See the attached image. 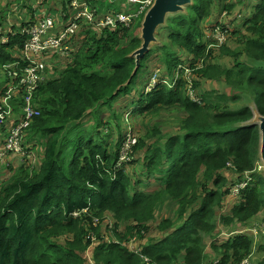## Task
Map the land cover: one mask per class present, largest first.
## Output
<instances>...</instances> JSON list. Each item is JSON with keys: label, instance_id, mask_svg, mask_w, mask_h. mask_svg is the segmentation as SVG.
Here are the masks:
<instances>
[{"label": "trees", "instance_id": "16d2710c", "mask_svg": "<svg viewBox=\"0 0 264 264\" xmlns=\"http://www.w3.org/2000/svg\"><path fill=\"white\" fill-rule=\"evenodd\" d=\"M32 1L25 13H16L9 1L0 0V37L9 40L0 41V76L3 66L20 61L27 38L22 29L51 2ZM57 1L56 7L65 0ZM86 1L121 10L114 3ZM236 5V0H194L185 13L169 17L158 31L159 44L135 75L132 55L142 45L137 30L143 17L130 28L83 33L72 63L55 68L35 95L41 115L27 128L24 146L29 153L38 143L43 146L40 165L33 170L21 165L9 180L1 176L6 167L0 169L5 181L0 183V264H264V238L255 250L254 238L240 233L264 213V177L253 173L260 159V127L253 123L252 108L229 106L249 92L264 116V0L251 3L244 16L252 14L244 21L249 34L231 29L229 41L242 50L219 46L212 38L217 25L226 28L244 19ZM224 12L229 18L220 23ZM218 52L234 67L212 62ZM205 80L226 83L231 94L214 96V90L203 89ZM7 82L0 78L2 96L20 78ZM23 93L22 88L14 93L13 116L6 127L0 124V149L8 129L23 118ZM162 109L180 117V133L164 138L160 126L144 133L136 147L140 157L119 165L127 141L124 114L133 118ZM105 110L112 112L106 121ZM90 116L96 126L87 131L82 125ZM114 125L118 139L109 142L111 135L102 136L101 127ZM139 162L145 179L134 180L127 170ZM227 172L233 174L230 183ZM151 179L154 190L148 189L151 184L141 188ZM243 182L249 184L239 202L221 219L232 235L218 240L217 210L225 207L222 199L231 187ZM163 199L177 203V220H161L157 230L164 238L148 240ZM124 223L131 225L121 236ZM131 237H138L136 250L126 246ZM206 237L214 241L216 260L206 252Z\"/></svg>", "mask_w": 264, "mask_h": 264}, {"label": "built area", "instance_id": "2783aa9c", "mask_svg": "<svg viewBox=\"0 0 264 264\" xmlns=\"http://www.w3.org/2000/svg\"><path fill=\"white\" fill-rule=\"evenodd\" d=\"M125 1L131 5H138V10L129 12L127 9H123L117 13H108L104 10L102 13V10H98L86 0H65L66 6L62 2L58 7H55L53 12L49 11V6H42L40 11L35 14L34 22L22 29V34L27 38L22 52L18 56L20 61L12 65H5L1 69L0 78L10 83L6 86H10L18 78H20V82L17 86L14 84L10 86L4 96L0 94V124L6 125L13 116L14 93L19 88L24 90L21 96L23 105L19 106L23 118L19 124L8 129L9 133L4 147L0 149V169L8 163L9 156L12 154H23L24 157H30L24 146L26 130L34 119L41 115V111L34 105L35 95L40 86L51 79L55 68H64L72 63L74 54L84 39L83 33L89 28L97 32H103L106 29L116 31L123 27L130 28L135 20L145 16L155 2V0ZM215 33L218 34L216 41L220 46V43L225 41V37L220 32L216 31ZM0 41L7 43L9 40L6 36H1ZM193 99L200 101L194 96ZM126 140L123 144V151L125 147L135 143L136 138L129 134V138L126 137ZM128 161L120 153L119 165ZM248 184L249 182L241 184L240 191L245 189ZM263 223L264 219L249 225L244 230L245 232L241 231L240 233L247 234L249 228H253V232H255V228ZM253 232L250 231L249 235L253 236ZM242 264L250 263L245 260Z\"/></svg>", "mask_w": 264, "mask_h": 264}, {"label": "rangeland", "instance_id": "374dc122", "mask_svg": "<svg viewBox=\"0 0 264 264\" xmlns=\"http://www.w3.org/2000/svg\"><path fill=\"white\" fill-rule=\"evenodd\" d=\"M5 1H9V3H11L10 7H12L13 11L16 13L19 12H24L25 13V8L28 6H31V4H33L34 1L32 0H5ZM21 1V3L19 4V2ZM51 2L48 4L49 6V11L53 12L55 11V7L54 6V1L56 0H50ZM99 2H104L106 3V5H110L113 4L116 6H119L121 10L125 9V7H123L124 5L128 8H126L129 12H135L138 10V5H131L128 4L126 2L125 4V0H98ZM16 2V3H15ZM59 2V0L57 1ZM237 2V8H236V12H240V16L239 18H241L243 16H245L246 12H249L248 7L251 5V3H257V0H236ZM20 7V8H15V7ZM22 6L23 9L21 8ZM137 6V7H136ZM95 7L98 10H102L103 11H107L108 13H114L113 10H109L106 6L104 7H99L98 5H95ZM11 9V10H12ZM235 13V12H233ZM251 13H247L246 17H249ZM252 15V14H251ZM245 17V18H246ZM219 18V17H218ZM217 18V19H218ZM229 15L224 12L222 14L221 17V21L220 23L224 22V20L228 19ZM245 18L240 20L239 23L235 26H233L231 23L226 27L223 28V26L221 25H217L216 26V31L220 32L224 35L225 37V41L221 44L220 46H224V45H229L232 48L235 47H239L240 50H242V46L237 43L234 45V41H229L230 37H231V29H235L236 27H239V29H237L238 31L240 30L242 32L243 35L245 34H249L246 30V28L244 27V21ZM143 19H140L139 21V26L142 25ZM216 19V20H217ZM220 20V18H219ZM224 30V31H223ZM137 32L141 35V28L139 30H137ZM216 36V37H215ZM218 37V34H216L215 32L212 33V38L213 40H216ZM237 37V36H236ZM158 39V38H157ZM159 41V39H158ZM160 42V41H159ZM216 59L212 62L214 63H218L221 64L223 67H234L235 63H232V59L230 57H225L222 55L221 52H218L215 54ZM150 89V88H149ZM148 89V90H149ZM203 89L206 91H211L214 90L215 94L214 96L218 95L217 93H225L230 95L231 94V88L226 86V83L223 82H217V81H210V80H205V82L203 83ZM229 106L233 109V110H237V109H241L243 107H250L253 110L254 115L256 114L257 110L255 107V104L253 102V98L252 96L249 94V92L247 94H245L240 100H238L237 102L233 103L230 102ZM112 112L105 110L102 114V119L104 121H106L108 118L111 117ZM177 114H175L173 111H169L168 109H162L160 110L158 113L156 114H151L149 113L148 115H135L136 117H129L126 116V114H124V122H123V126L127 127L124 131H123V136L124 137H128L129 138V133L128 132H132L133 136H134V132H136L137 137L135 140V143H132L131 145H128L127 148H124V151L122 150L121 155H124L126 157V160H137L141 153L137 152L136 153V147L138 145L139 142V138L143 137L144 133H150L152 132L156 127L160 128V131H162L163 137L168 138L169 136H173L176 134H179L180 132L177 130V127L179 126V122H177V120H180L179 116H176ZM7 125H5L6 127ZM96 124L95 121L93 120V118L90 116L89 118H86L84 120V125H82L84 130L87 131H92L95 128ZM153 127L151 130H148L149 128ZM101 132H102V136L103 135H111V137L109 138V142L113 141L116 142L118 139V132L117 129L115 128V125L111 128H107V127H101ZM98 132V129L93 133L96 134ZM150 140H152L150 138ZM150 140H146V144H150L151 141ZM26 141V138H25ZM39 146H35V150L31 151V153H29V158L28 157H24L23 154H12L9 156V161L8 163L4 166L6 167V171L4 173L1 174V176H3V178H5V180H9L11 179L12 175L14 174V172L19 169L21 167V165H25L27 167L30 168V170H33L34 168L37 169V167L40 165V162L43 159V152H44V148L43 146L38 143ZM27 147V145H26ZM25 147V149H26ZM2 167V168H4ZM1 168V169H2ZM10 168H13V170H10ZM2 172V171H1ZM128 174L134 179V180H139V179H145V176L142 174V167H141V163H137L136 166L134 167H130L127 170ZM255 174H258L260 176L264 177V163L262 162L261 159H259L256 162V166H255V170L254 172ZM227 175L230 177L229 178V183L232 181L233 179V174L232 172H227ZM251 177L249 176L248 179H250ZM5 182L4 180H2L0 178V183ZM228 182L225 185L229 184ZM245 183V182H243ZM241 183V184H243ZM146 184H151V186L148 188L149 190H154L155 189V181L153 179H151L150 181L145 180L142 187L143 188ZM241 184H238L236 186H232V190L230 191L229 195L226 198H223L222 200L225 201V207L223 209H218V213H217V221H218V235H217V239H222V240H227V238H229L232 233H229L228 229L225 228L221 222L222 216L224 215H229L232 211V209L235 207V205L239 202V192L240 189L239 187L241 186ZM1 186V184H0ZM145 191V190H144ZM146 192V191H145ZM148 195H153L155 194V192H146ZM159 210V211H158ZM156 220L151 221L149 226H150V230L147 234V238L148 240H156V241H160L162 238H164V234L160 233L157 230V225L160 223L161 220H163L164 218H169L172 221H176L177 220V213H178V206L176 202H171L170 199H163V202H159L157 208H156ZM264 219V213L263 215L255 220L253 223L255 222H259V221H263ZM253 223H251L250 225H252ZM128 225H131V223H124L123 226L120 229V235L123 236L125 235V233H127L126 231V227ZM255 228V227H254ZM245 230V229H244ZM243 230V231H244ZM249 231H247V234H249L250 231H254V229L249 228ZM221 232V235H219V233ZM245 232V231H244ZM254 235L252 236L254 238L255 241V250L258 249L259 243H263L262 239L264 238V223L260 224V226L258 228H255V232H253ZM255 236V237H254ZM205 245H206V252L208 254V256H212L213 258L215 257L216 260V254L212 249L211 244L214 243V241H212L211 238L206 237L205 238ZM131 244H126L127 247L131 248L132 250H136V248H134V246H138L137 245V241H138V237H131ZM214 260V261H215ZM216 263V262H215Z\"/></svg>", "mask_w": 264, "mask_h": 264}, {"label": "water", "instance_id": "95a60500", "mask_svg": "<svg viewBox=\"0 0 264 264\" xmlns=\"http://www.w3.org/2000/svg\"><path fill=\"white\" fill-rule=\"evenodd\" d=\"M193 4L194 0H155L154 5L145 14L141 25V48L132 55L136 60L134 75L137 73L141 60L145 55L150 52L153 46L159 44L157 39L158 31L166 25L168 18L185 13L187 8ZM253 123L260 127V159L264 163V116L256 112Z\"/></svg>", "mask_w": 264, "mask_h": 264}]
</instances>
